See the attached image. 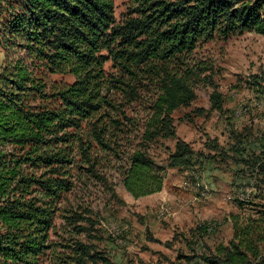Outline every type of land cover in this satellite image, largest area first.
Masks as SVG:
<instances>
[{"label": "trees", "instance_id": "trees-1", "mask_svg": "<svg viewBox=\"0 0 264 264\" xmlns=\"http://www.w3.org/2000/svg\"><path fill=\"white\" fill-rule=\"evenodd\" d=\"M114 2L0 0L1 34L26 55L0 75V264H95L99 256L93 245L78 240L59 250L51 231L55 206L73 187L70 168L62 172L75 165L71 146L78 144L84 171L107 183L93 150L119 157L128 124H134L109 94H124L131 105L143 88L156 87L144 141L176 140L167 167L193 168L199 158L209 157L197 155L177 136L172 116L194 99L195 74L182 68L185 58L201 43L246 32L264 36V0H130L121 22ZM50 75L74 81L49 85ZM211 103L213 111H222L217 93ZM112 111L120 118L111 116ZM195 113L205 115L204 110ZM85 127L89 140L80 133ZM231 135L237 161L252 168L255 188L264 197V150L246 158L243 135ZM145 146L128 152L123 183L135 198L163 187L166 168L154 162ZM209 147L221 155L225 151L215 140ZM72 218L71 225L91 223L77 212ZM74 231L80 234L87 228L77 225ZM263 245L264 219L249 218L242 226L237 222L228 246L202 259L206 264H264Z\"/></svg>", "mask_w": 264, "mask_h": 264}, {"label": "rangeland", "instance_id": "rangeland-1", "mask_svg": "<svg viewBox=\"0 0 264 264\" xmlns=\"http://www.w3.org/2000/svg\"><path fill=\"white\" fill-rule=\"evenodd\" d=\"M114 5L117 21L121 22L130 10V0H115ZM3 16L0 75L26 57L23 49L1 34ZM185 64L182 68L195 74L191 78L194 99L190 107L173 112L174 127L177 136L197 155L209 158H199L190 169L168 168L176 140L159 137L144 141L156 87L143 88L141 98L131 105H126L124 94L112 91L109 99L122 105L134 124L124 121L129 127L119 157L93 150L107 183L84 171L78 144L75 141L71 146L75 165L62 172L70 168L73 187L57 202L51 231V240L59 244V250L60 245H73L79 240L94 246L99 256L95 264H206L204 256L217 255L220 246H228L234 239L237 222L242 226L249 218L264 219V197L255 188L252 168L237 161L239 157L233 151L237 143L231 135L233 131L243 135L246 158L264 150V36L246 32L201 43L187 55ZM110 68L111 64L105 66L106 71ZM73 81V77L64 75L46 78L49 85ZM214 93L221 97V112L212 110ZM196 110H204L205 115L199 116ZM111 116L120 118L115 111ZM80 133L89 140L86 127ZM213 140L225 150L222 155L209 147ZM139 144H145L147 154L166 171L160 192L135 198L123 180L129 168L128 152ZM75 212L91 220L77 223L87 228L80 234L74 231L76 223L71 225ZM260 248L264 252V245Z\"/></svg>", "mask_w": 264, "mask_h": 264}]
</instances>
